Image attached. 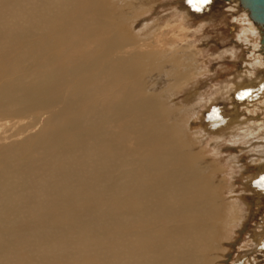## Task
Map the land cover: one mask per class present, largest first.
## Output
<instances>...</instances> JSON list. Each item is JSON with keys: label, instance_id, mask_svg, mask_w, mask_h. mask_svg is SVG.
Wrapping results in <instances>:
<instances>
[{"label": "bare ground", "instance_id": "1", "mask_svg": "<svg viewBox=\"0 0 264 264\" xmlns=\"http://www.w3.org/2000/svg\"><path fill=\"white\" fill-rule=\"evenodd\" d=\"M152 1L0 0V126L17 129L0 135V264H222L239 207L175 116L196 97L168 104L203 55L190 16L132 34ZM240 3L256 46L264 25ZM248 132L264 137V118Z\"/></svg>", "mask_w": 264, "mask_h": 264}, {"label": "rangeland", "instance_id": "2", "mask_svg": "<svg viewBox=\"0 0 264 264\" xmlns=\"http://www.w3.org/2000/svg\"><path fill=\"white\" fill-rule=\"evenodd\" d=\"M244 13L248 12L242 7L240 0H210L199 9L193 7L189 0H153L147 13L135 20L132 29V34L137 35L154 20L184 15L191 17L186 29L192 28L193 45L203 55L199 57V64L206 71L198 77L189 91L170 94L168 104L176 110L180 108L181 101L189 104L195 99V103H199L195 113H191L189 117L185 115L184 123L182 118L178 119L176 111L175 116L183 124V129L187 132L185 134H190L189 138L196 135L194 137L197 140L193 137L190 142H195L199 150L205 151V155L212 153L214 160L211 164L220 169L218 181L225 183L219 189L220 197L224 195L222 199L239 207L238 215L235 214L232 219L227 218L231 219L230 225L224 221L226 225H223V231L225 233L228 229V232L223 234L224 238L221 240L227 255L221 258L222 264H264V186L257 183L264 178V137L259 139L258 135L248 132L255 121L264 118V104L261 103L264 100V46L260 44L264 42V38L260 42V36H257L254 41L256 46L247 44L245 37L240 39L246 29L243 25L246 24L236 23L235 17L241 19ZM254 28L258 29L255 25ZM170 32L169 35L174 39ZM254 34L248 29V36ZM245 85H251L252 88L246 89ZM20 123L22 126L25 122ZM42 126L36 125L28 131L36 134ZM16 131L12 124L0 126V135H4V138ZM237 216L245 218V221L248 218L247 222L238 226L243 220L237 219ZM255 238L259 239L258 242Z\"/></svg>", "mask_w": 264, "mask_h": 264}, {"label": "water", "instance_id": "3", "mask_svg": "<svg viewBox=\"0 0 264 264\" xmlns=\"http://www.w3.org/2000/svg\"><path fill=\"white\" fill-rule=\"evenodd\" d=\"M243 5L250 8L254 21L264 25V0H241Z\"/></svg>", "mask_w": 264, "mask_h": 264}, {"label": "snow or ice", "instance_id": "4", "mask_svg": "<svg viewBox=\"0 0 264 264\" xmlns=\"http://www.w3.org/2000/svg\"><path fill=\"white\" fill-rule=\"evenodd\" d=\"M210 0H189V3L193 5V7L199 9L200 6L208 4ZM258 184H261V186H264V178H262L260 181H257Z\"/></svg>", "mask_w": 264, "mask_h": 264}]
</instances>
